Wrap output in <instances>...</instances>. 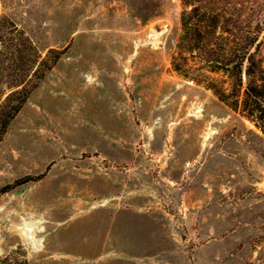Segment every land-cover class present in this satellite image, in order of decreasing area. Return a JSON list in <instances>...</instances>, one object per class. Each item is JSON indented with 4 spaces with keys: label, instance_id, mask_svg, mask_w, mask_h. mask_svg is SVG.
<instances>
[{
    "label": "rangeland",
    "instance_id": "rangeland-1",
    "mask_svg": "<svg viewBox=\"0 0 264 264\" xmlns=\"http://www.w3.org/2000/svg\"><path fill=\"white\" fill-rule=\"evenodd\" d=\"M219 3L264 28V0ZM182 9L0 0L41 58L61 52L0 141L1 258L264 264V134L174 70Z\"/></svg>",
    "mask_w": 264,
    "mask_h": 264
},
{
    "label": "trees",
    "instance_id": "trees-1",
    "mask_svg": "<svg viewBox=\"0 0 264 264\" xmlns=\"http://www.w3.org/2000/svg\"><path fill=\"white\" fill-rule=\"evenodd\" d=\"M220 1L181 0L182 32L172 66L185 76L194 71L193 80L206 82L219 100L238 109L264 134V61L260 54L264 28L260 21L242 19L241 5L237 8V4ZM48 53H55L53 60L41 58L22 30L0 18V141L61 52L49 49ZM189 61L192 65L187 67ZM0 264L27 263L0 257Z\"/></svg>",
    "mask_w": 264,
    "mask_h": 264
},
{
    "label": "crops",
    "instance_id": "crops-1",
    "mask_svg": "<svg viewBox=\"0 0 264 264\" xmlns=\"http://www.w3.org/2000/svg\"><path fill=\"white\" fill-rule=\"evenodd\" d=\"M108 253H109V250L106 249V250L104 251V255H105V256H104V255L101 256V259H103V263L98 262L99 264H100V263H101V264H106V263L108 264V262H105V261H104L105 259L108 258ZM103 257H104V258H103ZM142 260H144V259H142ZM91 261L94 262V261H97V260H96L95 258H92V259H88V260H87V262H91ZM107 261H108V259H107Z\"/></svg>",
    "mask_w": 264,
    "mask_h": 264
},
{
    "label": "bare ground",
    "instance_id": "bare-ground-1",
    "mask_svg": "<svg viewBox=\"0 0 264 264\" xmlns=\"http://www.w3.org/2000/svg\"><path fill=\"white\" fill-rule=\"evenodd\" d=\"M34 225L31 223L26 224L27 231H30Z\"/></svg>",
    "mask_w": 264,
    "mask_h": 264
}]
</instances>
